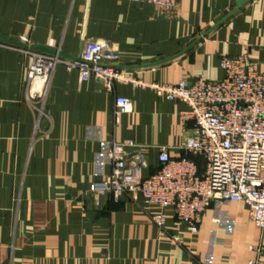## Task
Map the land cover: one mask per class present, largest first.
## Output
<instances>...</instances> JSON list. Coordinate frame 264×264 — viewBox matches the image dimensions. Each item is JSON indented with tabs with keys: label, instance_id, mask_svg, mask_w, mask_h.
<instances>
[{
	"label": "crops",
	"instance_id": "1",
	"mask_svg": "<svg viewBox=\"0 0 264 264\" xmlns=\"http://www.w3.org/2000/svg\"><path fill=\"white\" fill-rule=\"evenodd\" d=\"M235 2L178 0L165 10L144 0H0V36L9 40L0 39V264H264V229L243 201H214L195 233L170 210L158 228L148 216L159 207L137 193L96 202L88 187L110 173L113 141L142 145V176L158 168L162 146L200 169L204 160L182 148L193 125L182 123L181 101L130 82L107 91L64 63L91 38L109 41L116 68L146 84L220 79L223 55L246 54L264 69V0H251L177 57L122 67L177 55ZM35 45L66 55H58L38 119L25 96L30 52L45 53ZM118 95L132 110L114 116Z\"/></svg>",
	"mask_w": 264,
	"mask_h": 264
},
{
	"label": "built area",
	"instance_id": "2",
	"mask_svg": "<svg viewBox=\"0 0 264 264\" xmlns=\"http://www.w3.org/2000/svg\"><path fill=\"white\" fill-rule=\"evenodd\" d=\"M165 10L178 0H144ZM25 96L37 119L43 106L50 75L58 55L30 52ZM118 54L109 41L88 38L78 59L65 61L67 69L76 68L80 80L93 78L111 91L116 82L151 88L167 100L185 105L180 118L192 122L191 135L182 148L204 160L200 169L188 157L171 158L166 147H159L158 168L147 176L146 155L142 145L132 139L113 141L105 153L110 173L92 182L88 191L96 202L108 195L119 203L124 195L137 193L145 206L155 205L158 212L149 220L163 229L168 210L176 224H185L195 233L203 213L214 201H243L258 229H264V69L246 54L220 58L224 76H203L177 83H142L116 68ZM132 103L125 96L114 99V116L130 112ZM258 250L256 247H252ZM258 259L245 264H258Z\"/></svg>",
	"mask_w": 264,
	"mask_h": 264
},
{
	"label": "water",
	"instance_id": "3",
	"mask_svg": "<svg viewBox=\"0 0 264 264\" xmlns=\"http://www.w3.org/2000/svg\"><path fill=\"white\" fill-rule=\"evenodd\" d=\"M251 0H236L234 7L228 11L223 17H221L214 25H212L207 31H205L200 37H198L197 39H195L192 43H190L189 45H187V47H185L180 53H178L177 55L170 57L168 59H157L149 64L146 65H124L122 67H152V66H156L159 64H162L164 61L166 60H170L174 57H177L178 55L184 53L186 50H188L190 47H192L196 42H198L202 37L206 36L210 31H212L213 29H215L216 27H218L219 25H221L224 21H226L232 14H234L236 11H238L240 8H242L245 4H247L248 2H250ZM0 39L2 40H7L5 37L0 36ZM31 49L37 50V51H41V52H45V53H49L52 55H59V56H66L65 54L57 51L54 48H50V47H45L42 45H35L33 47H31ZM73 59H78L77 57H72Z\"/></svg>",
	"mask_w": 264,
	"mask_h": 264
}]
</instances>
